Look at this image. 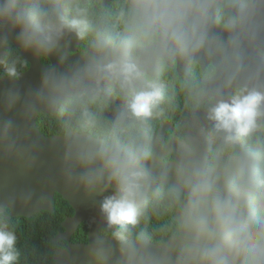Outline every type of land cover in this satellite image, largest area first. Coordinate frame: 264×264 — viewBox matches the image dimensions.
Wrapping results in <instances>:
<instances>
[{"label":"clouds","instance_id":"clouds-1","mask_svg":"<svg viewBox=\"0 0 264 264\" xmlns=\"http://www.w3.org/2000/svg\"><path fill=\"white\" fill-rule=\"evenodd\" d=\"M13 48L57 59L3 92L23 127L5 115L0 153L34 157L33 118L55 121L63 182L100 197L94 264H264V0H0V75L18 81ZM169 73L186 111L164 138ZM20 255L0 222V264Z\"/></svg>","mask_w":264,"mask_h":264},{"label":"water","instance_id":"water-1","mask_svg":"<svg viewBox=\"0 0 264 264\" xmlns=\"http://www.w3.org/2000/svg\"><path fill=\"white\" fill-rule=\"evenodd\" d=\"M104 2L107 4L113 0H104ZM80 43L72 39L67 49L70 59H76L82 55V52L78 51ZM3 54L4 49H0V56ZM20 55L29 62V68L20 72L18 81L6 76L0 77V98L3 92L12 86L20 89L22 94L38 87L40 74L47 69L49 63H44L42 56L23 50ZM48 58L52 64L56 63L55 55ZM5 115L15 119L20 128L23 127L22 118L17 110L6 114L0 105V122L3 121ZM38 116L32 120L31 131L39 138L42 147L34 157H5L0 153V213L8 209L10 217H31L42 210L53 212L55 210L54 198L56 193H59L69 201L74 214L64 219L62 222L64 230L59 231L54 237V240L63 239L68 242L64 248L55 252L54 260L56 264H94L90 246L95 244L100 229L106 228L99 212L100 197H88L82 189L68 186L63 182L60 175V134L46 135L43 133L37 124ZM166 129L167 125L161 128L164 138ZM84 221L89 225L88 241L73 242L72 235Z\"/></svg>","mask_w":264,"mask_h":264},{"label":"trees","instance_id":"trees-1","mask_svg":"<svg viewBox=\"0 0 264 264\" xmlns=\"http://www.w3.org/2000/svg\"><path fill=\"white\" fill-rule=\"evenodd\" d=\"M109 2L108 4H111ZM82 48H83V44ZM13 55H18L21 59V64L18 65L20 72L29 68V63L20 56V50L13 48ZM44 62H48L47 57H42ZM3 72L0 67V73ZM171 81L174 84H179L171 76ZM109 114L110 113H106ZM185 111H174L172 119L174 124L177 125L182 121ZM37 124L41 131L46 135L59 134V128L55 121L47 114L39 115ZM159 125V124H158ZM55 210L53 212L42 210L31 217L16 216L10 217L9 210L0 213V222L7 223L10 230H13L17 236V248L21 255L16 264H56L54 260L55 252L64 248L67 245L66 240H54V237L59 231H63L62 222L67 216L74 214V209L67 201L56 193L54 198ZM106 228L100 229V234L104 233ZM89 225L87 222H82L76 232L72 235L73 242H86L88 241Z\"/></svg>","mask_w":264,"mask_h":264},{"label":"flooded vegetation","instance_id":"flooded-vegetation-1","mask_svg":"<svg viewBox=\"0 0 264 264\" xmlns=\"http://www.w3.org/2000/svg\"><path fill=\"white\" fill-rule=\"evenodd\" d=\"M108 4V3H107ZM82 43H80L79 47H78V51L82 52ZM21 52V50H20ZM21 56V55H20ZM22 57V56H21ZM43 57V56H42ZM46 57V56H44ZM23 58V57H22ZM48 58V57H47ZM24 59V58H23ZM49 59V58H48ZM43 61V60H42ZM28 62V61H27ZM44 62V61H43ZM50 59L48 62H44V63H49ZM29 63V62H28ZM30 65V64H29ZM26 71V70H25ZM23 72V71H22ZM2 75H0L1 77ZM169 81L172 83L171 81V73H169ZM175 90H176V96H175V100H174V106H175V111L177 112H182V111H186L185 107H184V94L181 91L180 88V84H175ZM173 115V113H172ZM39 117V116H38ZM174 119L171 120H166L163 122H159L158 127L162 128L164 125H167V129L165 131V138H167L168 136H171L175 131H176V125L174 124Z\"/></svg>","mask_w":264,"mask_h":264}]
</instances>
